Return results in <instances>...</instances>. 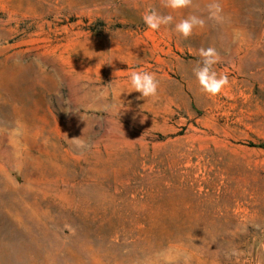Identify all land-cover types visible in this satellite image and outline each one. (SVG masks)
Segmentation results:
<instances>
[{
	"label": "rangeland",
	"instance_id": "obj_1",
	"mask_svg": "<svg viewBox=\"0 0 264 264\" xmlns=\"http://www.w3.org/2000/svg\"><path fill=\"white\" fill-rule=\"evenodd\" d=\"M210 2L0 0V264H264V0H219L222 22Z\"/></svg>",
	"mask_w": 264,
	"mask_h": 264
},
{
	"label": "clouds",
	"instance_id": "obj_2",
	"mask_svg": "<svg viewBox=\"0 0 264 264\" xmlns=\"http://www.w3.org/2000/svg\"><path fill=\"white\" fill-rule=\"evenodd\" d=\"M163 8L169 9L170 12H176L189 9L193 6V0H161ZM208 18L216 22H222L224 17L223 7L219 0H211L206 5ZM144 24L153 32L159 31L162 26L172 25L174 16L171 14H161L154 8L146 10L142 16ZM205 20L195 14H189L174 24V31L184 39L192 36L194 29L203 28ZM200 60L193 68L194 77L198 83L199 90L208 96L220 95L229 85V77L226 73H218L214 66L221 61V57L215 47L199 49ZM129 82L132 91L141 94V97H155L158 94L159 81L154 73L133 70L129 74Z\"/></svg>",
	"mask_w": 264,
	"mask_h": 264
},
{
	"label": "bare ground",
	"instance_id": "obj_3",
	"mask_svg": "<svg viewBox=\"0 0 264 264\" xmlns=\"http://www.w3.org/2000/svg\"><path fill=\"white\" fill-rule=\"evenodd\" d=\"M223 70V69H222ZM221 73H225V70L224 71H222Z\"/></svg>",
	"mask_w": 264,
	"mask_h": 264
}]
</instances>
